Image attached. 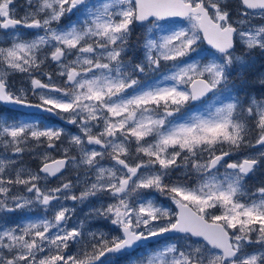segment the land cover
I'll use <instances>...</instances> for the list:
<instances>
[{"label": "snow or ice", "instance_id": "6c2138e0", "mask_svg": "<svg viewBox=\"0 0 264 264\" xmlns=\"http://www.w3.org/2000/svg\"><path fill=\"white\" fill-rule=\"evenodd\" d=\"M14 3L0 0V31L10 45L0 46V105L11 106L0 113V213L40 208L45 215L0 225V264H117L121 257L130 264H264V186L250 192L246 185L264 168V97H241L252 53H264V24L253 23L264 18V0H238L233 10L228 0H27L21 18ZM170 18L189 26L157 23ZM145 22L144 58L134 63L127 59L132 34ZM21 28L37 31L29 39ZM156 29L167 34L157 38ZM203 41L209 50H201ZM162 62L167 71L142 85L140 76ZM46 63L62 83L44 71ZM14 73L27 74L29 87L14 88ZM258 83L264 89V72ZM210 93L183 122L170 119ZM18 108L55 115L82 135L43 117L12 115ZM243 148L255 151L229 159ZM25 151L35 152L39 171L20 165ZM177 169L183 179L173 178ZM71 171L75 182L66 179ZM51 178L57 186L48 187ZM94 198L98 206L69 227L76 207L66 201ZM98 219L111 226L107 232L88 226ZM251 245L259 247L249 252Z\"/></svg>", "mask_w": 264, "mask_h": 264}, {"label": "rangeland", "instance_id": "374dc122", "mask_svg": "<svg viewBox=\"0 0 264 264\" xmlns=\"http://www.w3.org/2000/svg\"><path fill=\"white\" fill-rule=\"evenodd\" d=\"M18 1H27V0H17V2ZM14 7H15V5H14ZM15 9H18V7H15ZM160 25H164V24H160ZM164 26H168V25L165 24ZM182 26L183 27H188L189 26L188 25V22H186V25H182ZM164 34H167V32H160L159 29H156L154 31V33H153V35H155L157 38L160 35H164ZM0 41L2 43H5L4 40H3V35L0 36ZM7 46H10V45L7 44ZM201 50H205V51L207 50L206 49V46L204 45L203 42L201 43ZM237 53L238 54L241 53L238 48H237ZM251 61H252V66L244 74H246L247 79H248L249 82H251L252 84H259L258 83V77H259V75L262 72H264V68L261 67V65L259 64L258 59L253 54L251 56ZM164 67H165L164 66V62H162L161 69L164 68ZM166 71H167V69L165 71H163V72H166ZM160 75H161V73L158 75V77L156 79H153V82L156 81L160 77ZM234 82L237 85L242 83V81H241V79L239 77H234ZM148 83H152V82H148ZM247 85H249L248 87H251L250 84H247ZM188 86L189 85H183L182 87H188ZM243 87H245V84L244 83H243ZM248 87H245V88H248ZM128 91L130 92L131 89H129ZM244 94L246 95L245 102L251 96H255V97H257L259 99V98L264 97V89L260 88V89L256 90L255 93H250V94H249L248 90L245 89ZM203 105H204V103H203ZM203 105L201 104L200 106L195 107V109H186L189 106V104H187V105H185L181 109V112L175 113L173 117H170V119H174V120H177L179 122H183V119L186 118V114L192 113V112H194L197 109H201ZM73 126H74V130H72V131L68 130L67 128H65V129L67 131H69L70 133H72V134H80V135H82V133H80L79 129L77 128V126H75V125H73ZM52 127L63 128L61 125H55V126L52 125ZM75 128H76V130H75ZM93 131H96V129H93ZM148 139H151V137H149ZM65 146H67V144H65ZM35 151L36 152H39V151H42V149L37 148V149H35ZM253 151H255V150H253ZM253 151H251V152H253ZM251 152H249L246 155H238V153L241 154V152H237L236 153L237 156L236 155H233L235 157L234 160H242L245 156L249 155ZM2 153H3V150H0V154H2ZM52 154H53V157L54 158L61 157L62 156V153L61 152H53ZM70 154L75 155L76 154L75 149H73ZM28 158H29L30 163L29 162H23V163L29 165V164L32 163V160L35 161L37 159L38 161H40L35 156V152L25 151L23 154L20 155V157H19V163L22 162V159L27 160ZM103 163L105 165H110L112 162L111 161L110 162H107L106 159H105L103 161ZM263 170H264V168H260L255 173L250 174V176L252 177L251 178L252 180L250 182H251V184L253 185V187L255 189L259 188L258 186L261 183V180H260V177H259V173H261V175H264ZM177 177H180L181 179H183V177L181 176V170H179V169H177V170H175L173 172V178L175 179ZM66 179H70V180H72V181L75 182L77 180V173L75 171L68 172V175L66 176ZM80 179L81 180L83 179V172L82 171L80 173ZM55 181L57 182V184L59 183V181H57V180H55ZM187 182L190 185H193V186L195 185V182H196V175H195V173H191L190 174V178L188 179ZM57 184L54 185V186H52V187L57 186ZM246 185H247V187H248V189H249L250 192L255 190V189L254 190H251V188L248 185L247 181H246ZM82 186H83L82 184H79L75 188V192L77 194L80 192ZM156 198H157V202L160 203L162 206L170 207L173 211H176L175 210V207H174V204H172L171 201L168 200L166 197H162V196H159V194H156ZM105 202H106V200H105ZM66 204L69 207H76L75 214L73 215L72 219L68 222L69 227H72L76 223V221L85 219V215H86V213H88L90 207H92V206H98V200L94 198L93 200L85 201L83 204H74L73 201L69 200V201H66ZM14 213L15 212H13V213H0V225H5V224L6 225L22 224V223L26 222V220L28 218L42 217V216L45 215V213L40 208H34L30 212L23 211V210L17 211L16 213L19 215L20 219H19L18 222L15 223L14 222ZM47 215L49 217H51V212L47 213ZM88 226L91 227L93 230H99V231H105V232H107L108 229H109V227H111L110 225L107 224L106 221L99 220V219L98 220H94V221H90ZM162 242H164V241H162ZM151 246L152 247H156V244H153ZM258 247H259L258 245H251V246H249L248 251L249 252H253ZM73 251H74V248L72 246H70L69 249L67 250V252L65 254L67 255L68 253H72ZM140 251L142 252L143 249H141ZM136 255H138V253H133V258ZM130 259H131L130 257H122L119 260H117V264H130Z\"/></svg>", "mask_w": 264, "mask_h": 264}, {"label": "flooded vegetation", "instance_id": "af4514ba", "mask_svg": "<svg viewBox=\"0 0 264 264\" xmlns=\"http://www.w3.org/2000/svg\"><path fill=\"white\" fill-rule=\"evenodd\" d=\"M228 4H229V9L230 10H233L237 4H238V0H228ZM15 7H18V9H16V12H15V15L17 18H21L25 15L26 11L29 10V7L27 5V1H18L15 0V3H14ZM67 22V17L61 21V25H63L64 23ZM186 20L184 22H172V21H164V22H157L159 24H172L174 23L175 25L177 26H182V25H186ZM184 23V24H183ZM253 23L254 24H264V18H261V17H256L254 20H253ZM55 26V25H54ZM147 26H148V22H145L144 25H137L136 26V29L135 31L133 32L132 34V40H131V43L133 44V50L128 54L127 56V59H130L132 60V62H138V61H141L143 60L144 58V49L142 47V44H143V40H144V34L146 32V29H147ZM20 31L24 32L25 33V38H33L36 31L37 30H34V29H27V28H21ZM3 35V32L0 31V36ZM0 46H7V44L5 43H2L0 41ZM237 48L239 49L240 52H243L244 51V47L243 45H241L239 43V41H237ZM208 50V48H206ZM259 61V64L261 65L262 68H264V53H261L258 49L255 50L253 53H252ZM163 69V68H162ZM162 69L156 71V72H151L152 73V76H156ZM44 71L46 72H52L53 73V79L54 81L57 83V84H60L62 83L63 81V77H59V76H56L55 75V72H56V68L54 65H52L51 63H46L44 65ZM151 73H147V74H143L140 76V81L142 83H144L146 80L149 79L150 77V74ZM37 76H40V73H36ZM44 82H47V78L46 77H41ZM9 80H10V83H12L14 85V88H20V87H24V88H27L29 87V83H28V79H27V74H22V73H14L12 74L10 77H9ZM29 100L35 104V103H38V97L35 96V95H31L29 94ZM6 108H10L6 105H0V113H3L4 112V109ZM4 114H8V113H4ZM25 114H31L33 116H38V117H43L45 122L48 123L50 126L52 125H61L63 128H67L68 130L72 131L74 130V126L71 125V124H68L66 121L64 120H61L59 117H54L53 115H50L48 113H42V112H26L24 110H21V109H16L15 113H12V115L14 116H17V117H21L23 118V116ZM76 130V128H75ZM0 150H3V149H0ZM62 157V156H61ZM61 157H56V159H59ZM107 161L109 162L110 160L107 159ZM40 161H38L37 159L32 162L30 165H33V166H38ZM51 182H48V187H51ZM20 219L19 215L15 212L14 213V222H18Z\"/></svg>", "mask_w": 264, "mask_h": 264}, {"label": "trees", "instance_id": "16d2710c", "mask_svg": "<svg viewBox=\"0 0 264 264\" xmlns=\"http://www.w3.org/2000/svg\"><path fill=\"white\" fill-rule=\"evenodd\" d=\"M250 80H251V79H250ZM243 81H244L245 87H248V86H249V85H247V84H250V86H251V87H248V88L243 87V91H242V93H241V97H242V99L245 101V98H246V95L244 94L245 89L248 90V92H249V94H250V93H255L256 90H258V89L261 88V86H260L259 84H252V83L249 82L248 80H244V79H243ZM239 85H241V84H238V86H239ZM253 150H255V149L244 148V149H241L239 152H241V154H245V153L251 152V151H253ZM238 154H239V153H238ZM22 162H29V158H28L27 160L22 159ZM36 168H38V166H37ZM263 173H264V170H263ZM259 177H261L262 179H261V183L259 184L258 187H262V186H264V178H263L264 175H261V173H259ZM247 183H248V185L250 186L251 190H254V189H255V188L253 187V185L251 184L250 180H249Z\"/></svg>", "mask_w": 264, "mask_h": 264}, {"label": "water", "instance_id": "95a60500", "mask_svg": "<svg viewBox=\"0 0 264 264\" xmlns=\"http://www.w3.org/2000/svg\"><path fill=\"white\" fill-rule=\"evenodd\" d=\"M170 19H173V20H182V19H180V18H170ZM206 42V41H205ZM207 43V42H206ZM208 45V44H207ZM209 46V45H208ZM210 47V46H209ZM209 95H211V93L209 94ZM207 97H204L203 98V100L204 99H206ZM203 100H201V101H203ZM201 101H195V102H192V103H198V102H201ZM6 106H8V105H6ZM9 107H11V106H9ZM18 109H21V110H24V111H28V112H40L39 110H37V109H35V108H18ZM177 211H178V209H177ZM163 238V237H162ZM162 238H160V239H162ZM193 239H198V238H193ZM153 242H155V241H152V242H150V243H153Z\"/></svg>", "mask_w": 264, "mask_h": 264}]
</instances>
